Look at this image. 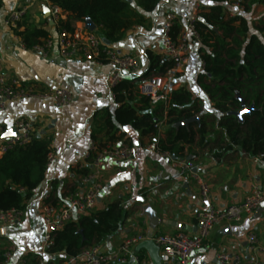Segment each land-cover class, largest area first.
<instances>
[{
	"label": "crops",
	"instance_id": "1",
	"mask_svg": "<svg viewBox=\"0 0 264 264\" xmlns=\"http://www.w3.org/2000/svg\"><path fill=\"white\" fill-rule=\"evenodd\" d=\"M237 1L164 0L157 9L146 12L138 0H130L131 6L145 19L133 25L121 40L109 46L121 54L137 56L140 62L137 76H141V81L146 80L157 74L152 72L145 76L151 64L147 53L165 58L162 40L168 14L175 15L181 31L196 5L199 7L198 14L220 5L226 17L241 15L246 18L248 36H261L259 28L260 21L264 19V3H255L249 11H245L236 5ZM50 4L49 0H1L0 53L7 77L41 92L69 87L72 94L71 103L64 107H58L52 98L23 97L9 101L4 109L0 108V144L8 138L6 132L14 128L15 120L24 118L34 125L36 133L52 137L50 148L57 156L53 166L47 169L45 180L27 201L21 218L11 224L0 223V254H4L9 245L15 246L11 264H18L23 258L28 264L35 257L39 264H75V258L63 254L48 255L45 252L41 201L52 194L59 199L62 194L80 185L81 176L76 171L87 167L91 169L85 155L96 143L92 138L95 125L100 122L103 111L114 113L118 107L108 85V78L113 71L110 63L65 59L57 49L51 51L48 57H43L23 43L18 32L29 26L41 27L55 34L56 23L48 16ZM21 6H27L28 11L19 29H5V17ZM63 18H67L66 13ZM83 25L88 27L87 23H76V26ZM93 31L103 37L101 26L96 24ZM198 49L196 46L193 48L187 66L173 77L170 90L181 87L188 89L193 98L201 99L198 105L201 113L214 114L207 93L197 82L198 76L204 71ZM165 128L162 125L157 135L153 136H142L131 127L121 129L119 133L122 132L123 136L118 142L134 146L135 156L127 161L110 160L105 163L101 171L103 192L94 209L101 210L115 200H122L128 215L120 230L100 246L103 250L114 251L127 237L146 234L147 239L139 243L135 251L149 264H178V259L166 255L153 237L180 231L194 236L198 230L195 218L197 210L209 206L224 208L244 201L252 186L261 183L264 176L263 156L255 160L256 156L236 148L223 153L221 157H215L210 148L193 146V153L187 158L195 163L197 172L209 183L211 197L208 203L201 198L197 183L173 167L174 156L168 157L148 149L149 145L165 138ZM211 137L214 138V135ZM105 140V134L100 133L98 141ZM185 182L188 183L187 189L183 187ZM145 205H150L161 220L153 230L149 217L144 215ZM151 232L152 236L149 237ZM251 232L257 236L260 246L255 255L249 247ZM220 252L240 255L243 264H250L253 257L264 264V207L262 212L246 215L240 222L215 227L206 244L192 255L191 261L193 264H219L217 254Z\"/></svg>",
	"mask_w": 264,
	"mask_h": 264
},
{
	"label": "trees",
	"instance_id": "2",
	"mask_svg": "<svg viewBox=\"0 0 264 264\" xmlns=\"http://www.w3.org/2000/svg\"><path fill=\"white\" fill-rule=\"evenodd\" d=\"M49 1L67 14V18L60 21V28L71 31L77 22L92 21L101 26L103 37L111 43L121 40L129 28L145 19L131 6L130 0ZM163 1L138 0V3L144 11L152 12ZM261 2L264 0H241L240 4L249 11L253 4ZM195 25L201 38L198 53L204 63L197 82L207 93L214 114L201 113L198 106L201 99L193 98L184 87L170 90L165 102L152 105L150 97L141 94V76L130 75L114 88L118 107L114 113L109 110L101 113L100 122L92 132L94 142L98 145L118 142L123 136L119 132L125 127L138 130L142 136L157 135L156 124L162 121L166 127L165 138H160L156 147L176 159L187 158L193 153V146L208 147L215 157L236 148L264 157V19L260 21L261 36H248L249 25L244 16L226 17L223 7L215 5L201 11ZM179 32L180 26L175 23L172 34L176 36ZM18 34L27 48H34L42 44L49 33L44 28L29 26ZM147 56L151 64L145 76L171 67L159 54L148 52ZM101 61L106 62L104 56ZM245 109L247 112L242 117L234 114ZM195 115L199 116V122L189 127L175 126ZM100 133L105 134V141H98ZM51 143V136L35 133L29 143L0 156V210L26 208L27 201L45 180ZM89 171L87 167L76 172L83 177ZM50 198L57 200L53 194ZM127 215L122 200H115L106 208L55 231L54 242L46 253L76 258L86 248L100 245L118 232ZM4 261L1 253L0 264ZM28 264H39V261L35 257Z\"/></svg>",
	"mask_w": 264,
	"mask_h": 264
},
{
	"label": "built area",
	"instance_id": "3",
	"mask_svg": "<svg viewBox=\"0 0 264 264\" xmlns=\"http://www.w3.org/2000/svg\"><path fill=\"white\" fill-rule=\"evenodd\" d=\"M240 1H237L236 5L240 9H244ZM49 9L57 30L55 34L49 33L43 43L32 48L33 50L43 57H48L51 51L57 49L60 56L65 59H82L101 63V57L104 56L106 62L113 67V71L108 78L109 89L112 93L125 77L140 73V62L137 56L121 54L107 45L103 41V37L85 25L76 26L71 31L60 28L58 25L64 19V12L59 6L53 4H50ZM27 11V6L12 10L4 19L5 29L10 31L19 29V24L26 16ZM198 13L199 7L196 5L188 23L176 36L172 34L176 17L173 14L166 16L162 51L165 59L171 63V67L140 82L141 94L150 97L152 105L167 100L173 77L187 66L193 48L195 46L199 47L201 44V38L195 25ZM23 97L52 98L58 107L67 106L72 100L69 87H56L41 92L17 79H9L4 72L3 58L0 53V108L4 109L9 101ZM164 118H166V115ZM162 125V121L156 124L158 131H160ZM14 128L17 129L18 135L8 137L0 144V156L16 146L29 143L36 133L34 125L24 118L16 119ZM148 149L171 157L168 152H160L156 144L149 145ZM135 153V147L127 142L107 141L102 145L93 143L85 155L91 169L87 175L81 177L80 185L76 186L74 190L65 192L57 200L47 196L41 201L40 210L44 227L45 252L54 242L55 231L62 229L71 221H79L82 217L90 215L94 211L103 192L101 171L105 163L110 160H131ZM56 158L57 156L50 150L47 158V169L53 166ZM260 159L261 156H256L255 160ZM172 164L183 175L192 178L197 183L201 198L209 203L211 197L209 183L198 172L194 171L196 168L195 163L191 159L180 158L173 159ZM260 207H264V176L261 183L252 186L251 192L244 201L227 205L224 208L209 206L197 210L195 218L198 230L194 236L180 231L160 234L153 237V239L166 255L176 257L178 264H193L191 261L192 255L206 244L215 227L224 223L240 222L246 215L253 214ZM22 215L23 210L21 209L0 210V223L11 224L17 222ZM145 239H147V235L143 233L129 236L114 251L103 250L100 245L90 246L75 258V264H149L146 259L141 258L135 251V247ZM249 242L250 251L255 255L260 246L257 236L253 232L249 233ZM14 251V245L11 244L7 247L4 252L5 261L3 264H11ZM217 261L219 264H243V258L240 255L226 252L218 253ZM18 264H26V260L23 258ZM250 264L262 263L253 257Z\"/></svg>",
	"mask_w": 264,
	"mask_h": 264
},
{
	"label": "water",
	"instance_id": "4",
	"mask_svg": "<svg viewBox=\"0 0 264 264\" xmlns=\"http://www.w3.org/2000/svg\"><path fill=\"white\" fill-rule=\"evenodd\" d=\"M50 15V9L48 8V16ZM87 26L90 30H94L95 29V26L96 24L92 21H88L87 22ZM103 41L107 44V45H110L111 44V41L108 40L107 38H103ZM247 112V110H243V111H240V112H235L234 114H236L238 117H242V115ZM200 121V118L198 115H195L189 119H186V120H183V121H180L179 123H177L175 126L176 127H179V126H186V127H189L191 123L193 122H199ZM18 135V131L16 128H13L9 131L6 132V137H12V136H17ZM175 159V157H173ZM195 172H197V168L194 169ZM184 188H188V183L185 182L184 185H183ZM143 210H144V215L149 217L150 219V222H151V225H152V228L151 230H153L154 227L158 226L160 223H161V220L159 219V217L157 216V213L152 209V207L150 205H145L143 207ZM263 211V207H260L257 209V212H262ZM167 223V222H166ZM149 237L152 236V232L148 235Z\"/></svg>",
	"mask_w": 264,
	"mask_h": 264
},
{
	"label": "snow or ice",
	"instance_id": "5",
	"mask_svg": "<svg viewBox=\"0 0 264 264\" xmlns=\"http://www.w3.org/2000/svg\"><path fill=\"white\" fill-rule=\"evenodd\" d=\"M208 2H210V0H208ZM45 11H47V9H45Z\"/></svg>",
	"mask_w": 264,
	"mask_h": 264
}]
</instances>
